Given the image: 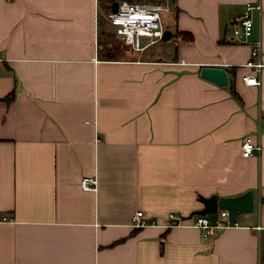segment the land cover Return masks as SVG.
I'll return each instance as SVG.
<instances>
[{"label":"crops","instance_id":"obj_1","mask_svg":"<svg viewBox=\"0 0 264 264\" xmlns=\"http://www.w3.org/2000/svg\"><path fill=\"white\" fill-rule=\"evenodd\" d=\"M118 1L0 0V264H264V0H177L169 38L115 53ZM256 3L259 72L234 22ZM249 189L253 208L208 236L199 214L168 217Z\"/></svg>","mask_w":264,"mask_h":264},{"label":"built area","instance_id":"obj_2","mask_svg":"<svg viewBox=\"0 0 264 264\" xmlns=\"http://www.w3.org/2000/svg\"><path fill=\"white\" fill-rule=\"evenodd\" d=\"M177 0H120L117 3L115 11H109L105 16V22L112 27V32L115 36L122 40L123 43L133 50H141L144 47L162 39L166 29L163 21V14L175 9ZM244 13L235 16L234 22L241 26V34L243 41L249 47V58L245 65L252 68L255 72H259L263 63L260 59L261 40L260 38H252L253 20L249 14L252 8L260 10V4H247ZM142 37L147 40L142 42ZM247 84H258L259 79L256 75H246L243 77ZM260 146L253 142L250 135H245L241 141L242 156H249L258 151ZM97 180L95 176H83L80 180V185L83 189L95 190ZM218 211V210H217ZM219 217L211 219L207 214L196 215L191 223L192 226L199 227L205 231V236L215 230L227 226L231 223L228 220L227 211L220 209ZM169 219L172 223H181L179 217L169 214ZM177 220V221H176ZM134 226H143L147 223L143 217L142 210H137L132 221Z\"/></svg>","mask_w":264,"mask_h":264},{"label":"water","instance_id":"obj_3","mask_svg":"<svg viewBox=\"0 0 264 264\" xmlns=\"http://www.w3.org/2000/svg\"><path fill=\"white\" fill-rule=\"evenodd\" d=\"M117 3L114 2L112 4L111 11L116 10ZM170 35V31L165 29L162 39H167ZM200 75L219 85H224L228 82V68L225 66H202ZM199 201L203 204L201 208L192 210L187 216H183L180 219L185 220L195 214L205 215L215 213L218 209H225L228 220L232 221L237 214L250 211L253 208V192L249 189L236 196L226 197H218L216 194H211L210 196H199Z\"/></svg>","mask_w":264,"mask_h":264},{"label":"trees","instance_id":"obj_4","mask_svg":"<svg viewBox=\"0 0 264 264\" xmlns=\"http://www.w3.org/2000/svg\"><path fill=\"white\" fill-rule=\"evenodd\" d=\"M101 32H102V34H103V36H104L106 42L110 43L109 45H111V49H112L115 53L118 52V51L120 50V49H119L120 47H119L118 44L112 45V41H111L110 39H114V38H115L116 40H118V41L121 43L122 46L125 45V44L123 43V41L120 40V39H118L112 31H110V30L108 31V30L101 29ZM183 38H185V39H186V38H191V35H190V34H184V35H183ZM107 56H108V57L113 56V53L110 54V52H109Z\"/></svg>","mask_w":264,"mask_h":264},{"label":"rangeland","instance_id":"obj_5","mask_svg":"<svg viewBox=\"0 0 264 264\" xmlns=\"http://www.w3.org/2000/svg\"><path fill=\"white\" fill-rule=\"evenodd\" d=\"M106 25H107V24H106L105 21H104V26L106 27ZM105 27H104L105 30H108V31L110 30V31H112V29L107 28V27L105 28ZM141 39H142V42H145V41L147 40L146 37H142ZM110 40L112 41V45L118 44L119 47H120V48H119L120 50H121L122 48H124V47L121 45V43H120L118 40H116L115 38H114V39H110ZM124 49H125V48H124ZM124 49H123V50H124ZM217 215H218V212H215V213L212 214V216H214V217L217 216Z\"/></svg>","mask_w":264,"mask_h":264}]
</instances>
